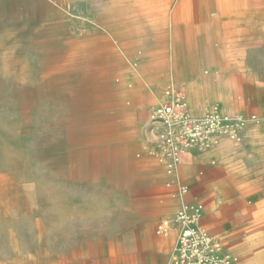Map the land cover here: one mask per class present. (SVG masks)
<instances>
[{
  "label": "rangeland",
  "instance_id": "obj_1",
  "mask_svg": "<svg viewBox=\"0 0 264 264\" xmlns=\"http://www.w3.org/2000/svg\"><path fill=\"white\" fill-rule=\"evenodd\" d=\"M191 2L0 0V264H81L126 247L116 232L145 194L134 186L161 185L167 168L150 110L169 81L187 90L170 75L154 100L139 92L142 70L156 73L154 39L166 67L197 62L232 84L237 107L221 96L210 108L226 97L242 139L205 153L217 172L234 169L259 213L229 248L235 264H264V0ZM166 189L155 193L186 195Z\"/></svg>",
  "mask_w": 264,
  "mask_h": 264
},
{
  "label": "crops",
  "instance_id": "obj_2",
  "mask_svg": "<svg viewBox=\"0 0 264 264\" xmlns=\"http://www.w3.org/2000/svg\"><path fill=\"white\" fill-rule=\"evenodd\" d=\"M188 1H192V5H195V0ZM203 5V2L199 4L200 7L197 9V12H195V8H192L193 14L197 15ZM152 44L155 56L150 59V62L155 65L156 73H150L148 69L149 65L146 66L145 70H142L144 75L141 78H137V80L146 82V84L141 85V90H138L142 95L146 93L154 100L155 94L153 88L154 85H158L157 81L159 77L161 76V79L165 80V77L173 75L175 80L183 82L186 85L187 90L183 84H178L174 81L169 82L183 87L186 94L188 91L191 109L194 114H201L205 107L211 106L212 97L217 99L221 98V96H226L233 102L234 108L237 107L238 104L233 98L232 84L227 81L224 75L222 79L213 75L211 77H208L209 75L205 76L202 74L203 66L197 62L187 67L179 64L173 68L171 65H169L170 67H166L165 41L160 42L154 39ZM160 48L163 50L161 51ZM143 56H148L147 52ZM209 67L213 72L215 66L210 65ZM244 87L243 92L245 96ZM163 91H161V96ZM195 91L200 92L203 97L201 104L197 103L198 98H196L197 94ZM200 93L198 94L199 97ZM226 97L224 100L222 99L224 102L222 110L229 114H235L229 108ZM245 100L246 102H253L252 100ZM257 110L264 111L260 105H258ZM250 111H252V108ZM151 122L153 121L151 120ZM149 126L151 129V123ZM250 148L249 146L248 152ZM249 155L247 153L244 158H249ZM215 164L216 162L211 159V155H208L205 151H192L184 157L174 174L170 175L166 171L161 173L159 176L160 181H163L161 185H154L150 182L136 184L134 186L135 190L145 193L136 198V205L139 209L128 219L121 222V226L118 232H116L122 240L126 241V247L123 248V251H121V248L119 252L109 257L91 259L87 262L86 260H82L80 263L167 264L171 260L176 246L177 231L173 229L168 235H160L156 232L157 224L162 219L172 216L176 209L185 202L193 204L198 202L203 203L202 224L211 232L222 237L228 248L233 249L235 252L238 251L237 241L242 238L238 234L244 231L245 228L252 226V221L259 216V213H254L251 210L253 203L248 199L250 197L248 194L249 188L241 186L238 180L240 176L237 175L234 169L231 167L227 168L222 174L221 171L217 172ZM151 179H153V176L149 174V176L144 178V181ZM248 179L250 178L248 177ZM172 183L175 187H180L181 184L187 185L189 191L185 196L179 197L155 193L158 188L164 187L166 193V188L171 187ZM257 190L260 192V189ZM241 254L243 255V252Z\"/></svg>",
  "mask_w": 264,
  "mask_h": 264
},
{
  "label": "built area",
  "instance_id": "obj_3",
  "mask_svg": "<svg viewBox=\"0 0 264 264\" xmlns=\"http://www.w3.org/2000/svg\"><path fill=\"white\" fill-rule=\"evenodd\" d=\"M163 93V102L151 108L150 118L158 126L154 132L157 151L154 153L166 164V173L174 174L190 152L213 148L224 137L241 141L245 121L242 116L225 115L215 106L195 117L183 87L169 84ZM180 189L183 194L189 191L184 186ZM203 210L201 202H185L172 219H162L157 224L156 232L160 235H168L173 229L177 231L176 246L168 264L237 262V256L224 239L202 224Z\"/></svg>",
  "mask_w": 264,
  "mask_h": 264
},
{
  "label": "bare ground",
  "instance_id": "obj_4",
  "mask_svg": "<svg viewBox=\"0 0 264 264\" xmlns=\"http://www.w3.org/2000/svg\"><path fill=\"white\" fill-rule=\"evenodd\" d=\"M169 84H174V85H176L175 83H172V82H169L168 83V85ZM186 97H187V94H186ZM188 99V98H187ZM163 100H164V93L162 94V96H161V101H160V103L161 102H163ZM190 107H191V104H190ZM211 106H207V107H205V109H204V111L201 113V114H194L193 112H192V109H191V114L193 115V116H195V117H197V116H202V115H204L205 114V112L207 111V110H209V108H210ZM223 111V110H222ZM223 114H225V115H233V114H229V113H226V112H222ZM158 127V126H157ZM156 130H157V128H156ZM155 130V131H156ZM232 139V138H231ZM211 149V148H210ZM208 150V149H207ZM205 151V150H204ZM181 186H184V187H187V185H184V184H181ZM168 264V263H167Z\"/></svg>",
  "mask_w": 264,
  "mask_h": 264
}]
</instances>
